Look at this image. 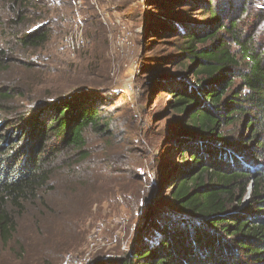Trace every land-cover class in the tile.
Listing matches in <instances>:
<instances>
[{
    "label": "trees",
    "instance_id": "obj_1",
    "mask_svg": "<svg viewBox=\"0 0 264 264\" xmlns=\"http://www.w3.org/2000/svg\"><path fill=\"white\" fill-rule=\"evenodd\" d=\"M240 1L232 18L221 16L225 4L221 13L208 8L211 3L203 7V22L174 35L177 58L169 78L175 75L163 80L153 71L151 87L170 95L164 113L182 120L179 140L167 134L181 161L175 175L163 177H170L163 184L172 207L162 216L147 200L135 238L145 230L151 240L135 239L108 264H264V0ZM13 3L14 17L3 29L0 17V71L15 47L37 50L49 37L40 26L25 30L36 0ZM16 94L0 89L3 243L14 231L7 207L20 212L23 203L36 201L54 171L88 157V134L104 136L111 122L102 112V92H68L20 113L8 105Z\"/></svg>",
    "mask_w": 264,
    "mask_h": 264
},
{
    "label": "rangeland",
    "instance_id": "obj_2",
    "mask_svg": "<svg viewBox=\"0 0 264 264\" xmlns=\"http://www.w3.org/2000/svg\"><path fill=\"white\" fill-rule=\"evenodd\" d=\"M36 1L38 9L28 13L25 30L45 28L48 41L26 53L9 44L15 54L0 71V89L20 94L8 105L20 113L46 98L97 91L105 96L102 112L111 122L104 136L88 134V157L54 171L36 201L23 203L20 212L7 207L14 231L7 243L0 238V264H108L127 254L135 239L151 240L145 230L135 238L147 200L162 216L172 207L163 184L170 177H163L175 175L181 161L167 134L174 132L179 140L175 130L181 118L164 113L170 95L160 92L162 86L151 87L153 71L163 80L175 75L169 78L177 56L170 46L177 42L174 35L203 22L201 10L208 3L218 12L225 4L221 16L232 18L241 1ZM12 5L13 0L0 4L2 29L14 17ZM72 30L86 42L74 54L64 47ZM124 31L130 33L126 47L117 42Z\"/></svg>",
    "mask_w": 264,
    "mask_h": 264
},
{
    "label": "built area",
    "instance_id": "obj_3",
    "mask_svg": "<svg viewBox=\"0 0 264 264\" xmlns=\"http://www.w3.org/2000/svg\"><path fill=\"white\" fill-rule=\"evenodd\" d=\"M112 26L114 24H111ZM64 38V47L65 51L74 54L77 53L80 49H83L86 47V42H84L83 38L80 36L79 31L72 30ZM129 36L130 33L128 31L121 32L119 36H117V42L120 43L122 46L129 45Z\"/></svg>",
    "mask_w": 264,
    "mask_h": 264
},
{
    "label": "water",
    "instance_id": "obj_4",
    "mask_svg": "<svg viewBox=\"0 0 264 264\" xmlns=\"http://www.w3.org/2000/svg\"><path fill=\"white\" fill-rule=\"evenodd\" d=\"M252 188V185L250 186V189ZM145 219L143 218V221H144Z\"/></svg>",
    "mask_w": 264,
    "mask_h": 264
}]
</instances>
